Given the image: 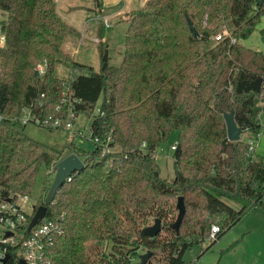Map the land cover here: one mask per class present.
I'll use <instances>...</instances> for the list:
<instances>
[{
  "label": "trees",
  "instance_id": "trees-1",
  "mask_svg": "<svg viewBox=\"0 0 264 264\" xmlns=\"http://www.w3.org/2000/svg\"><path fill=\"white\" fill-rule=\"evenodd\" d=\"M55 6V0H0V200L32 195L39 172L69 152L83 162L46 205V217L63 230L48 248L51 263L140 264V255L150 251L144 264H192L183 259L192 244L214 243L246 212L264 216V156H254L246 139L228 140L223 120L233 111L242 133L260 131L264 53L230 37L252 32L264 1L145 0L127 14L119 65L109 64L102 45L98 71L71 60L78 72L60 113L55 107L65 81L55 65L67 60L66 35L77 32ZM224 29L230 35L211 45ZM69 111L92 116L91 138L110 134V151L99 143L89 150L69 143L48 149L21 122L26 113L65 120ZM172 130L177 146L169 181L154 153ZM179 196L185 212L176 232L171 224ZM155 218L160 232L141 234ZM212 224L219 231L208 238Z\"/></svg>",
  "mask_w": 264,
  "mask_h": 264
},
{
  "label": "rangeland",
  "instance_id": "rangeland-1",
  "mask_svg": "<svg viewBox=\"0 0 264 264\" xmlns=\"http://www.w3.org/2000/svg\"><path fill=\"white\" fill-rule=\"evenodd\" d=\"M90 3L93 8H97L94 0H58L57 3L55 0L56 11L61 18L65 17L67 19V21L64 20L66 23L69 22L73 26L78 27L79 31H82L80 35L73 27L78 35L74 33L67 34V39H64L62 44V51L67 60H63L55 65L56 75L66 83L78 72L72 70L71 60L91 66L94 71H98V48L100 45L107 47L110 65H119L122 58L125 31L128 24L126 21L128 12L110 15L108 17L109 24L106 25L100 17L91 16V14L89 15L85 11L73 10L78 9V5L80 4H83V7L86 8L84 5H90ZM118 6L119 4L107 9H113ZM64 7L72 11L67 13L62 10ZM87 10L89 11L90 9ZM1 17L2 15L0 14V19ZM79 35L80 37L76 38ZM93 38H97L98 42L97 40H93ZM64 43H70V46L64 47ZM214 43L215 41L211 38L210 44L213 45ZM68 60L69 62H67ZM83 72L86 71L83 70ZM100 101L101 98L98 100L93 114L97 113ZM91 118L92 116H88L85 113H79L75 117L74 122V127L85 133V138L77 137L74 140V145L86 150L94 147L89 141L88 133ZM25 132L31 138L44 144L48 149L63 148L70 139L69 134L65 130L48 129L32 122L26 124ZM247 137L246 133L241 134L242 139H246ZM260 137L259 135L255 137L254 142L258 143ZM176 140L177 130H172L168 139L165 142H161L154 153L160 167L161 176L169 181L174 177L173 150H171L170 145ZM53 177L54 170H51L49 167L39 172L32 195H30L32 202H37L47 193ZM227 202L233 207L238 208V205L234 202L229 200ZM208 238L210 237L208 236ZM183 259L186 263L191 262L192 264H264V216L254 211L246 212L214 243L211 244L209 240H204L192 244L185 251Z\"/></svg>",
  "mask_w": 264,
  "mask_h": 264
},
{
  "label": "built area",
  "instance_id": "built-area-1",
  "mask_svg": "<svg viewBox=\"0 0 264 264\" xmlns=\"http://www.w3.org/2000/svg\"><path fill=\"white\" fill-rule=\"evenodd\" d=\"M103 22L107 25L108 16H100ZM230 35L227 30H222L212 39L216 42L221 39L222 36ZM3 41V36H0ZM231 42H239L242 38L236 39L230 37ZM97 40V38H93ZM44 62L37 65L39 73L43 72ZM75 71V70H73ZM66 84L68 85L66 87ZM69 83L65 82V87L61 92L60 104L55 107L56 111L61 112V104H65L67 100H70ZM71 101V100H70ZM73 101V100H72ZM75 114L73 111H69L67 118L63 120L60 117L53 118L47 116L44 118H37L24 114L21 118L22 123L32 122L41 127L48 129H62L65 130L70 139L67 143L74 144V140L77 137H84L85 133L74 127ZM89 141L95 145L99 143L103 152L110 151L108 143L112 140L110 134H108L103 141H99L97 137L91 138L89 132ZM258 135V134H256ZM246 142L255 148L256 143L253 137H247ZM144 145V144H142ZM177 142H173L170 145L171 150H175ZM54 165L51 170H55ZM71 176L67 178L70 180ZM33 207H36V202L31 201V196L28 194H10L9 196L0 200V264H52L48 257V248L52 244L55 237L62 234V226L58 220L49 219L46 216L38 221L34 226L28 229L31 217L34 213ZM219 231L217 224H212L210 227V238H214L215 234Z\"/></svg>",
  "mask_w": 264,
  "mask_h": 264
},
{
  "label": "water",
  "instance_id": "water-1",
  "mask_svg": "<svg viewBox=\"0 0 264 264\" xmlns=\"http://www.w3.org/2000/svg\"><path fill=\"white\" fill-rule=\"evenodd\" d=\"M264 0H260L262 3ZM188 27L190 32L197 37L198 33L193 27L191 21L186 17ZM223 120L225 123L226 129V136L227 139L230 141H237L241 138V134L243 132L242 127L238 126L233 117V111L224 112L223 113ZM83 168V162L81 159L73 152H69L65 154L62 158H60L55 166H54V177L52 182L49 186V189L44 197L43 204L33 207L34 213L31 217L29 228L34 226L41 220L43 217L46 216V205L50 203L56 192L58 191L59 187L70 177L74 172L80 171ZM177 208V216L175 221L171 224V227L177 232L179 229V225L183 218L185 212V205L183 202V197L179 196L176 202ZM161 230V222L159 218H155L153 223L147 225L141 229V234L147 235L149 237L155 236ZM150 255V251H147L140 255V264H144L148 256ZM23 262L21 261V264Z\"/></svg>",
  "mask_w": 264,
  "mask_h": 264
},
{
  "label": "crops",
  "instance_id": "crops-1",
  "mask_svg": "<svg viewBox=\"0 0 264 264\" xmlns=\"http://www.w3.org/2000/svg\"><path fill=\"white\" fill-rule=\"evenodd\" d=\"M58 2V0H56V3ZM145 2V0H99V5H97L96 7H92L91 3L90 5L85 4L84 6H86V8L83 7V4L78 5V9H73V10H80V11H85L87 12L89 15L91 14V16H95V17H100V16H110V15H115L116 13H120L123 12V14H125L126 12H129L131 9H134L136 7L141 6L143 3ZM117 4H119L118 7H114L113 9H107L109 7H113L116 6ZM63 6V4H62ZM87 9H90L89 11ZM65 12H70L72 10L66 9L65 7L62 9ZM115 12V13H114ZM63 17V15H62ZM64 20L67 21V19L64 17ZM114 19V18H113ZM70 26L74 27L81 35L82 31H79L78 27L73 26L72 24H70L69 22H67ZM264 26V16L262 15L260 17L259 22L255 25V28L252 30V32L246 37V38H242L240 41V44H242L243 46L251 49V50H255L258 52H263L264 53V36L260 34V29ZM1 35V33H0ZM80 35L76 38H79ZM66 38L65 40L67 39ZM3 44V41L0 42V45ZM70 46L69 44H65L64 43V47H68ZM74 70V69H72ZM262 106V111L260 113V123H261V128H260V132L258 133L260 137L258 143H256V147L254 149V156L256 155H261L264 156V101L261 103ZM75 121V119H74ZM244 134V133H243ZM248 135V137L250 136L249 133H246ZM258 135H252L251 137L255 138ZM262 142V144H261Z\"/></svg>",
  "mask_w": 264,
  "mask_h": 264
}]
</instances>
